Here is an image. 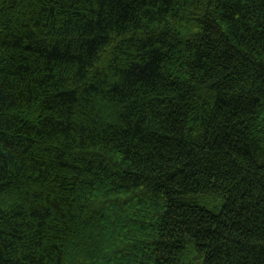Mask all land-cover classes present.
I'll return each mask as SVG.
<instances>
[{"label": "trees", "instance_id": "obj_1", "mask_svg": "<svg viewBox=\"0 0 264 264\" xmlns=\"http://www.w3.org/2000/svg\"><path fill=\"white\" fill-rule=\"evenodd\" d=\"M0 264H264V0H0Z\"/></svg>", "mask_w": 264, "mask_h": 264}]
</instances>
